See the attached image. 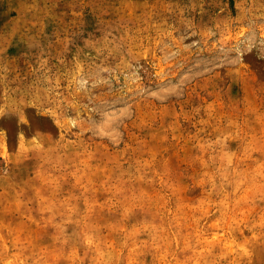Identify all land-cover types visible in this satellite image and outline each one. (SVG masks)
<instances>
[{
  "label": "rangeland",
  "instance_id": "obj_1",
  "mask_svg": "<svg viewBox=\"0 0 264 264\" xmlns=\"http://www.w3.org/2000/svg\"><path fill=\"white\" fill-rule=\"evenodd\" d=\"M0 264H264V0H0Z\"/></svg>",
  "mask_w": 264,
  "mask_h": 264
}]
</instances>
